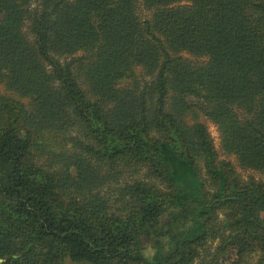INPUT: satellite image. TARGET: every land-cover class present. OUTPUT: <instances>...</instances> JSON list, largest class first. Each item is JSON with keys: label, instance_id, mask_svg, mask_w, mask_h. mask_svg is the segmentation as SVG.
<instances>
[{"label": "trees", "instance_id": "obj_1", "mask_svg": "<svg viewBox=\"0 0 264 264\" xmlns=\"http://www.w3.org/2000/svg\"><path fill=\"white\" fill-rule=\"evenodd\" d=\"M228 249L264 264V0H0V264Z\"/></svg>", "mask_w": 264, "mask_h": 264}, {"label": "rangeland", "instance_id": "obj_2", "mask_svg": "<svg viewBox=\"0 0 264 264\" xmlns=\"http://www.w3.org/2000/svg\"><path fill=\"white\" fill-rule=\"evenodd\" d=\"M141 14L146 15V11H145L144 9H143V11L141 10ZM189 58H190L191 60H193V61H198V59L193 58V57H191V56H189ZM206 124H207L208 130H209V133H210V135H211V137H212V139H213L214 146H215L216 150L218 151V154H219L220 158H221V159H224V160H227V161H230V162L234 165L236 171H237V172H238L243 178H247V177H248L249 175H251V174H254V175H256V176L258 177V175L255 174V173H253L252 171H250V170H246V169H242V168L238 165L235 156H233V155H229V154H226V153H224V152L222 151L221 146H220V143H221V141H220V133H219V131H218V129H217V126H216L214 123L210 122V121H207ZM150 253H151L150 251H147V254H148V255H149ZM234 257H235V252H234V250H233V249H228V250L226 251V253H224V254L219 258V263H221V264H231V263L233 262V260H234ZM0 263H1V262H0ZM66 264H77V263H72V262H70V261H67Z\"/></svg>", "mask_w": 264, "mask_h": 264}, {"label": "water", "instance_id": "obj_3", "mask_svg": "<svg viewBox=\"0 0 264 264\" xmlns=\"http://www.w3.org/2000/svg\"><path fill=\"white\" fill-rule=\"evenodd\" d=\"M0 262H2V260H0Z\"/></svg>", "mask_w": 264, "mask_h": 264}]
</instances>
